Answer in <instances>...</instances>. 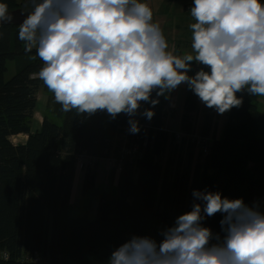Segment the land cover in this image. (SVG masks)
<instances>
[{
	"label": "trees",
	"instance_id": "obj_1",
	"mask_svg": "<svg viewBox=\"0 0 264 264\" xmlns=\"http://www.w3.org/2000/svg\"><path fill=\"white\" fill-rule=\"evenodd\" d=\"M0 2L13 10L26 8L28 0ZM18 30L0 24V254L8 255L0 257V264H107L112 252L133 236L161 241V232L173 226L179 214L192 210L193 190L242 198L249 206L255 198L264 199V114L258 97L237 93L242 105L228 111L221 136L212 139L189 188L178 173L167 183L160 159L167 140L163 108L170 94L166 99L152 93L159 104L150 121L143 118L138 134L129 132V117L123 113L115 120L105 111L92 116L65 113L43 82L32 76L43 62L35 48L25 51ZM13 59L16 71L5 80L6 61ZM40 88L48 93L47 111H52L44 113L39 129L32 131ZM150 107L145 103L144 109ZM196 108L191 91L181 118V130L188 135L195 128ZM211 126V109L206 108L200 134L207 135ZM18 134L27 135L24 143L11 142ZM123 134L125 145L137 144L140 153L126 156L119 172L111 170V177L117 173L116 198L102 196L93 220L69 215L77 155L95 157L96 166L99 159L119 154ZM93 181L94 175L86 172L83 189ZM258 207L264 212V200ZM222 218L218 212L202 224L223 236Z\"/></svg>",
	"mask_w": 264,
	"mask_h": 264
},
{
	"label": "clouds",
	"instance_id": "obj_2",
	"mask_svg": "<svg viewBox=\"0 0 264 264\" xmlns=\"http://www.w3.org/2000/svg\"><path fill=\"white\" fill-rule=\"evenodd\" d=\"M18 39L36 49L38 78L65 113L126 114L129 132L141 102L152 107L186 85L207 108L223 115L242 105L238 92L264 97V3L261 0H194L190 14L193 54L175 55L152 8L142 0H28ZM26 14V15H25ZM0 2V24L14 23ZM204 65L189 75L192 63ZM192 210L176 218L157 242L133 236L107 264H264V212L242 198L193 190ZM200 201V202H196ZM202 202V203H201ZM221 213L223 236L202 222Z\"/></svg>",
	"mask_w": 264,
	"mask_h": 264
},
{
	"label": "rangeland",
	"instance_id": "obj_3",
	"mask_svg": "<svg viewBox=\"0 0 264 264\" xmlns=\"http://www.w3.org/2000/svg\"><path fill=\"white\" fill-rule=\"evenodd\" d=\"M142 2L147 3L152 8L153 22L159 23L168 42L169 51H172L175 55H183L186 51L193 52L191 47L192 30L189 25L196 22L190 14V8L194 6V0H142ZM15 71L16 60H7L4 79L8 80L14 75ZM47 95L48 93L46 94L45 92L44 94L41 88L37 92V107L33 114V119L34 116L37 120L41 119L44 113L48 112L50 114L52 111L51 107L49 109L50 111H47ZM258 109L264 113V97L258 98ZM262 136L264 137V133H262ZM10 140L12 143L18 144L25 141V138L12 137ZM106 160L104 158L99 159L98 165L96 164V166L93 165L91 167H87L85 163L82 165L77 163L76 166H78L80 172L74 174L70 205L68 208L69 215L83 216L89 220H93L96 218L97 206L102 196L106 195L110 198H116L117 175L114 174L113 178L111 177V169L107 166ZM160 160L163 162V158ZM179 160L181 159H177L176 154H174L171 160L172 163L168 162V165H170L168 166V172L170 174V177L167 176L168 181L171 180V176L175 170V162H179ZM88 171L94 175V181L84 190V175ZM263 200V198H255L254 205L260 204Z\"/></svg>",
	"mask_w": 264,
	"mask_h": 264
},
{
	"label": "crops",
	"instance_id": "obj_4",
	"mask_svg": "<svg viewBox=\"0 0 264 264\" xmlns=\"http://www.w3.org/2000/svg\"><path fill=\"white\" fill-rule=\"evenodd\" d=\"M185 54L195 55V53L192 51H186ZM194 74L195 73H193L192 70L189 72V75H194ZM190 92L191 91L187 89L186 85L181 84L169 95L168 102L163 108V112H164L163 130L167 140L164 146V150L161 154V159L163 158V162L166 161L165 163L161 162L162 165L165 164L163 167H164V172L166 171L164 174L166 177V182L167 183L173 182V180L176 178L178 173V175L180 176L182 175L183 181L187 182V188H189L192 182V178L194 176L195 170L196 169L198 170L200 168L204 158L203 155L200 154L198 148L194 146L191 140V136L193 134L201 135L200 133H201L202 120L205 114V110L207 108L203 103L200 102L199 98L195 95L196 105H197L196 110L193 112L195 128L193 133L190 135L184 133L181 130V118L184 112V106L187 100V96ZM43 93L45 94L44 90ZM46 103H47V99H46ZM257 105H258V101H257ZM144 106L145 103L141 102V107L139 109L137 116L135 117V119L139 121V124L144 123L143 121L144 117L139 114L144 111ZM211 113H212V126L209 133L205 135V137L209 139L210 145L212 143V139L214 138L218 139L221 136L223 125L227 118L228 112L224 113L223 115H220L214 109H211ZM41 121L42 118L37 120L34 116L32 123V131L39 129ZM12 137L14 138L22 137L27 139L26 134L13 135L10 137V139ZM24 142L25 141H23L22 143ZM174 154H176L177 159H181V160H179V162L177 161L175 162V168H174L175 170L171 176V180L168 181L167 176L170 177V174L168 172V166L170 165H168V162L172 163L171 160L173 159ZM76 172H80L78 166L75 167V173ZM114 174L117 175V173Z\"/></svg>",
	"mask_w": 264,
	"mask_h": 264
},
{
	"label": "built area",
	"instance_id": "obj_5",
	"mask_svg": "<svg viewBox=\"0 0 264 264\" xmlns=\"http://www.w3.org/2000/svg\"><path fill=\"white\" fill-rule=\"evenodd\" d=\"M27 3L28 2H26V4ZM200 68H204L206 71L209 70L204 65H199L195 62L192 63L191 70L193 73H196L197 71H199ZM32 76L34 77V75H32ZM194 127H195V125H194ZM122 138H123V146L121 147L119 154L116 156L110 155V157L106 158L107 159L106 160L107 166L111 170H114L115 172H119L121 170L123 161H124L126 156L130 157V158H134V157L138 156L140 153V147L137 144L132 143V144H129L128 146L125 145L126 138H127L126 134H123ZM191 138H192V141H193L195 147L198 148L200 154L205 156L208 153L209 148H210L209 139L206 138L205 136L195 135V134H193L191 136ZM86 161H87V164H86ZM95 162H96V158L92 157L90 155H87L86 153H80L76 157V164L78 163V164L82 165L85 163V165L87 167L93 166L95 164ZM0 257H2L3 259H8V255L6 253H1ZM33 260L35 262H38L39 257L37 255H35Z\"/></svg>",
	"mask_w": 264,
	"mask_h": 264
},
{
	"label": "water",
	"instance_id": "obj_6",
	"mask_svg": "<svg viewBox=\"0 0 264 264\" xmlns=\"http://www.w3.org/2000/svg\"><path fill=\"white\" fill-rule=\"evenodd\" d=\"M31 9L30 8H16V9H13V10H9L10 13L14 14V17H15V22L14 23H3V24H6V25H14V26H19V24L23 21V19L25 18L24 15H21V12H26V11H30ZM26 15V14H25Z\"/></svg>",
	"mask_w": 264,
	"mask_h": 264
}]
</instances>
